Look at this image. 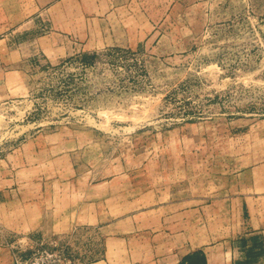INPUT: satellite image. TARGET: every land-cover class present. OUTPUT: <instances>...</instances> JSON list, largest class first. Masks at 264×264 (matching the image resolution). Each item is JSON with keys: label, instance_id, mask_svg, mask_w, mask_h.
Masks as SVG:
<instances>
[{"label": "rangeland", "instance_id": "374dc122", "mask_svg": "<svg viewBox=\"0 0 264 264\" xmlns=\"http://www.w3.org/2000/svg\"><path fill=\"white\" fill-rule=\"evenodd\" d=\"M63 6V21L95 26L99 48L25 63L21 88L0 100V160L12 159L37 134L76 136L85 166L106 175L125 171L127 199L143 187L162 199L185 198L180 206L192 214L203 206L201 221L191 217V244L205 242L209 264H232L224 252L233 242L231 227L242 223L240 205L215 198L232 173L264 167V0H64ZM116 39L127 42L113 45ZM139 206L118 210L132 219L112 231L141 228L155 217H135ZM56 231L13 233L0 225V247L9 256L1 254L0 264L102 259L98 229Z\"/></svg>", "mask_w": 264, "mask_h": 264}, {"label": "crops", "instance_id": "0c3cea01", "mask_svg": "<svg viewBox=\"0 0 264 264\" xmlns=\"http://www.w3.org/2000/svg\"><path fill=\"white\" fill-rule=\"evenodd\" d=\"M63 1L0 0V100L21 88L18 79L25 63L36 57L52 62L79 49L99 48L93 24H79L71 17L62 20ZM114 42L121 46L127 41ZM84 151L78 137L50 132L32 136L14 150L12 159L0 160L2 228L23 234L68 232L75 226L98 229L102 259L91 264H179L190 253L205 252L204 241L192 245L190 240L191 217L201 221L203 206L192 214L180 206L185 198L162 199L160 192L143 187H137L135 199H127L125 171L106 175L100 167L85 166L79 160ZM261 171L246 168L232 173L215 198L240 205L242 223L231 227L233 242L224 252L232 264H257L264 253V167ZM127 204L140 205L134 209L135 217L145 213L155 217L141 228L113 232L123 219H132L117 214ZM236 253L243 255L238 259ZM1 254L9 259L0 247Z\"/></svg>", "mask_w": 264, "mask_h": 264}, {"label": "trees", "instance_id": "16d2710c", "mask_svg": "<svg viewBox=\"0 0 264 264\" xmlns=\"http://www.w3.org/2000/svg\"><path fill=\"white\" fill-rule=\"evenodd\" d=\"M208 256L203 250L188 254L179 264H208Z\"/></svg>", "mask_w": 264, "mask_h": 264}]
</instances>
